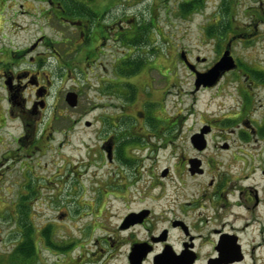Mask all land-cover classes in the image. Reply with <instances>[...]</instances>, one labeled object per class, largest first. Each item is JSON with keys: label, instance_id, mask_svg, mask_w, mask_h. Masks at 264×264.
<instances>
[{"label": "rangeland", "instance_id": "obj_1", "mask_svg": "<svg viewBox=\"0 0 264 264\" xmlns=\"http://www.w3.org/2000/svg\"><path fill=\"white\" fill-rule=\"evenodd\" d=\"M21 2L6 3V12L0 0V264H126L119 251H109L122 218L148 209L161 221L170 202L195 199L208 186L209 173L196 179L187 174L186 160L196 154L188 141L218 110L222 89L236 86L226 77L219 90L194 94L182 51L193 63L195 57L209 59L198 64L204 70L232 39L231 56L241 66L264 69V5L208 0L201 13L180 16L175 2L174 11L152 17L162 35L151 31L142 48L108 42L95 56L83 49L80 32L62 27L56 17L49 23L58 28L51 30L32 5L24 9L31 15L19 14ZM151 3L137 4L138 22L150 21L140 12ZM247 9L260 11L252 16ZM132 53L144 68L134 74L126 67L120 74L119 60ZM154 61L161 73L169 70L168 84L150 70ZM24 69L39 73L38 85H6L10 70L17 75ZM69 92L78 96L76 108L65 101ZM107 139L117 143L110 159L102 148ZM27 236L36 253L31 259L19 251Z\"/></svg>", "mask_w": 264, "mask_h": 264}, {"label": "flooded vegetation", "instance_id": "obj_2", "mask_svg": "<svg viewBox=\"0 0 264 264\" xmlns=\"http://www.w3.org/2000/svg\"><path fill=\"white\" fill-rule=\"evenodd\" d=\"M11 1L14 2L4 0L6 12L10 11L6 5L11 4ZM74 1L78 4L79 12L69 8L72 6L68 0H23L18 10L21 15H31L33 11L39 16L44 15L47 21L43 23L51 30L58 28L49 23L53 16L56 17L62 27H71L80 32L81 45L86 53L99 56L100 49L106 48L108 42L122 43L128 49L142 48L150 41L151 31L162 35L152 17L161 10L166 14L174 11L175 2L180 16H184L201 13L208 0H162L160 4L157 3L159 0H136L134 5H121L122 0ZM171 1H174L172 5ZM148 2L153 3L145 5L139 12L141 17L149 13L150 21L138 22L137 4ZM259 2L264 5L262 0ZM30 5L32 12L24 10L29 9ZM119 11L122 14H118ZM259 11L247 9L244 13L256 16ZM129 12L132 15H128ZM257 26L254 27V33L257 32ZM227 44L232 47V39ZM224 51L204 70L197 67L199 63L209 61L205 57H195L197 63H193L182 51L180 61L196 81V73L208 72L221 59ZM235 60L237 67L222 74L214 86L195 87L193 91L197 95L206 90H219L226 77L229 84L236 83L233 90L222 89V94L217 95L222 98L221 103L217 102L218 110L209 119L200 122L201 126L188 141L196 154L186 160L187 174L196 179L209 173L208 186L202 190L200 188L195 199L170 202L164 209L161 221L154 220V212L148 209L132 212L122 218L112 237L114 243L109 245V251H119L125 256L126 264H264V69L243 67L242 61ZM119 61L120 74L127 71L126 67L136 74L137 70L145 66V61L139 60L134 53ZM155 63L150 65V70L160 72ZM139 64L141 66L136 69ZM11 71L6 74L9 80L7 86L10 84V87L17 89L19 84L18 88H23V82L25 86L28 83L38 85L39 73L36 75L24 69L14 75ZM166 73L160 72L164 80L170 77L169 70ZM25 76L28 79L21 81V77ZM150 86L152 90L155 89V85ZM43 88L47 96L49 92L44 85ZM144 89L145 92L149 91L147 87ZM166 95L163 94L164 99ZM140 115L147 117L145 112ZM195 135H202L203 148L194 146L192 139ZM112 143V139H107L102 148L112 149ZM116 145L115 142L113 146L117 150ZM207 152L208 159L202 157Z\"/></svg>", "mask_w": 264, "mask_h": 264}, {"label": "water", "instance_id": "obj_3", "mask_svg": "<svg viewBox=\"0 0 264 264\" xmlns=\"http://www.w3.org/2000/svg\"><path fill=\"white\" fill-rule=\"evenodd\" d=\"M184 59V58H183ZM236 62L234 58L231 56V51H230V45H228L227 50L224 52L222 58L215 64L213 68H211L208 72L206 73H196L197 77L195 78V87L196 89L200 88L201 86L203 87H212L216 84V82L219 80L222 74L231 71L236 68ZM41 96L40 93L37 94V97ZM66 96V102L68 106L71 108L77 107L78 105V96L77 94L70 92ZM90 123H87V126ZM202 135H195L193 136L192 142L194 146L197 148L204 146V142L201 140ZM203 144V145H202ZM201 148V149H202ZM108 157L111 158V149H108Z\"/></svg>", "mask_w": 264, "mask_h": 264}, {"label": "trees", "instance_id": "obj_4", "mask_svg": "<svg viewBox=\"0 0 264 264\" xmlns=\"http://www.w3.org/2000/svg\"><path fill=\"white\" fill-rule=\"evenodd\" d=\"M69 2H70V4H71V6L72 7H69L70 9H72V11H74V10H76L77 11V9L79 8V7H77L76 5H78L77 3H75V1L74 0H68ZM75 11V12H76ZM77 12H79V11H77ZM72 15H75V14H72ZM75 16H77V15H75ZM232 18L233 17H230V19H228V21H229V24H231L232 25V23H233V21H232ZM210 30V29H209ZM233 33H236V31L233 29ZM209 34H211V36L212 35H214V33L210 30L209 31ZM217 34H219V33H217ZM220 34L222 35H225L224 34V32H220ZM123 72H125V71H123ZM29 239V236H27L26 237V241H25V247L23 248V249H20L19 251L21 252V253H23V255H24V257H26V259H31L32 257H33V255H34V253H35V251H34V244H32V241H30V240H28ZM27 243H29L30 244V246L29 245H27ZM48 244H51V242L50 243H48ZM36 254V253H35Z\"/></svg>", "mask_w": 264, "mask_h": 264}]
</instances>
